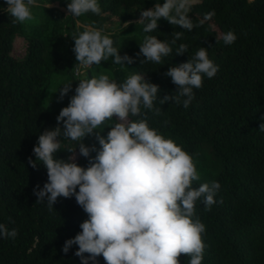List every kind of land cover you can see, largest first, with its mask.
<instances>
[{
	"label": "trees",
	"instance_id": "16d2710c",
	"mask_svg": "<svg viewBox=\"0 0 264 264\" xmlns=\"http://www.w3.org/2000/svg\"><path fill=\"white\" fill-rule=\"evenodd\" d=\"M56 1L36 0L33 7L41 8L36 11L43 17L52 12L50 24L43 19L47 30L55 32L60 24V29L69 32L71 52L66 56L50 43L27 36L24 55L15 58L13 41L22 36V24L12 23V17L0 11V224L18 231L15 240L0 237V264H81V258L75 255L77 245L67 254L62 248L82 231L80 224L88 219L87 214L74 196L58 197L53 208L37 201L33 190L37 185L43 188L48 181L47 170L40 161H36L38 167H31L28 160H35L33 148L39 135L57 126L53 98H48V90L56 84L54 79L60 77L52 93L56 99L67 83H72V90L63 101L68 105L75 95V77L80 72L76 74L77 68H72L77 60L71 35L84 31L85 25L103 27L104 34H111L119 54L135 61L124 67L114 64L110 57L92 68L100 66L117 82L133 73L144 74L146 81L159 86L158 101L177 91L165 75L169 67L186 63L199 47L208 50L219 71L212 79L204 77L202 87L193 90L195 99L187 109L182 103L159 105L157 101L160 115L154 110L142 112L151 128L193 155L201 177L194 187L214 180L221 185L215 199L222 198V204L217 202L211 210H205L199 201L196 205V215L206 228L202 264H264V131H260L264 124V0H198L190 18L199 24L206 13L215 10L211 20L187 31L161 18L158 29L151 33H145L144 26L135 20L140 11L152 9L156 3L162 6L164 0H98L100 15L89 12L79 18L68 12L70 0ZM50 3L58 6L47 8ZM6 8L0 0V9ZM59 18L67 20L60 22ZM126 22L129 27L124 29ZM77 23L81 26L76 30ZM230 30L237 39L226 45L221 37ZM173 32L183 35L162 63H141L146 58L139 46L145 35L170 42ZM180 44L187 45L188 52L177 56ZM92 68L84 70L86 78L93 76ZM68 144L74 147V143L64 141L56 158L67 159L72 148ZM96 148L99 151L98 145ZM95 155L91 154L93 158ZM76 162L85 168L89 164L80 155ZM189 259L182 254L179 262L188 264ZM89 264L106 261L99 256Z\"/></svg>",
	"mask_w": 264,
	"mask_h": 264
},
{
	"label": "clouds",
	"instance_id": "9594fccd",
	"mask_svg": "<svg viewBox=\"0 0 264 264\" xmlns=\"http://www.w3.org/2000/svg\"><path fill=\"white\" fill-rule=\"evenodd\" d=\"M4 3L8 7L0 11L11 16L12 23L36 19L32 12L36 0ZM197 3L198 0H164L162 6L156 3L154 8L140 11L137 24L144 26L145 33H151L163 18L171 25L192 31L215 16L212 10L199 24L194 23L190 12ZM51 6L50 3L46 7ZM67 10L75 18L89 12L101 14L98 0H70ZM127 27L126 22L123 28ZM104 31L103 27L85 25L84 31L73 32L76 67L100 65L110 57L114 64L124 67L135 62L127 54L121 56L111 34ZM182 35L183 32H173L170 42L145 35L139 48L146 59L141 63H162ZM221 38L226 45L237 39L233 30ZM187 52L185 44L176 49L177 56ZM218 71L219 66L209 58L208 50L199 47L186 63L169 67L165 75L177 91L159 101V86L146 81L144 74H130L123 82L103 73L79 81L68 106L56 117L57 126L39 135L33 148L35 160H28L31 167H38L36 161H40L47 170L48 181L43 188L37 185L33 190L37 201L47 202L53 208L58 197L74 196L88 216L80 224L82 231L65 242L63 253L77 245L75 255L81 258V264L94 262L99 256L106 264H180L182 254L190 257L188 264H202L206 247L202 236L206 228L196 215V205L199 201L205 210H211L217 202L222 204V198L215 199L221 185L214 180L194 187L201 177L193 155L151 128L142 109L160 115L157 101L159 105L169 101L182 103L187 109L195 99L193 90L202 87L204 77L212 79ZM71 90L72 83L65 84L59 90L57 102H62ZM114 116L119 118L118 122L112 119ZM109 122L110 131L105 138L98 129ZM260 131H264V124ZM90 136H95L99 151L95 145L83 143ZM64 141L74 143L66 160L56 158ZM77 149L89 161L86 168L76 162ZM17 235L16 229L9 231L0 224V237L15 240ZM85 253L89 254L87 258Z\"/></svg>",
	"mask_w": 264,
	"mask_h": 264
},
{
	"label": "rangeland",
	"instance_id": "374dc122",
	"mask_svg": "<svg viewBox=\"0 0 264 264\" xmlns=\"http://www.w3.org/2000/svg\"><path fill=\"white\" fill-rule=\"evenodd\" d=\"M63 0H57L56 2H60ZM51 7H57L58 4L57 3H53L51 4ZM8 7V6H7ZM40 10L41 8H32V12L34 14V16L36 17L35 20L32 21H26L22 24V36H17L15 37L14 41H13V50H12V55L15 58H21L24 55V51H25V38L27 36H35L39 39H41L44 42H48L52 45L53 48H56L60 53L63 54V56L68 55L71 52V45H70V37L68 35V33H66L67 31H65V29H60L59 28V22H57L58 27L55 29V32L52 31V28H48L44 26L45 25V21L43 23V19L47 18V21L49 22V24L51 23V17L50 15L52 14V12H47L46 15L47 17H43V15H41L40 13H38L36 10ZM62 11H64L63 8H60ZM66 14L67 12L64 11ZM49 16V17H48ZM140 18V17H139ZM136 19L135 21L139 20ZM41 20V21H40ZM60 22H64L65 20H67L66 18H59ZM43 23V24H42ZM81 25L79 23L76 24V30L77 27H80ZM78 32V31H77ZM78 64V62L74 63L72 66L73 69L77 68L78 71L80 72L79 76L75 77V82L76 85L78 86V83L81 79H85L86 78V74L84 72V70H86V68L88 69V66H78L76 67ZM84 67V68H82ZM92 68V66L90 67ZM92 74L93 76H98L99 74L103 73L104 71L101 69L100 66H94L92 69ZM55 80V86H53L52 88H50L49 91V96H52V108H53V118L55 121L56 117L59 115L60 111L62 110V108L67 107L68 105L62 101V102H57L58 99H56V97L53 95L56 92V88H57V83L60 80V77H57L54 79ZM53 93V94H52ZM75 94V93H73ZM50 97L49 100H50ZM72 97V96H71ZM116 119L119 121L118 117H113V119ZM110 123V122H109ZM106 123L105 125H102L98 131H100V135H102L103 137H107L108 132L110 131L109 128H107L110 124ZM83 143L88 146L91 143H94V145L96 144V146L98 145V149L100 150V145L98 143V141L95 139V136H90V137H86L83 141ZM69 147H72V144H68ZM90 146V145H89ZM98 151V150H97ZM77 159L79 157V153H76Z\"/></svg>",
	"mask_w": 264,
	"mask_h": 264
},
{
	"label": "built area",
	"instance_id": "2783aa9c",
	"mask_svg": "<svg viewBox=\"0 0 264 264\" xmlns=\"http://www.w3.org/2000/svg\"><path fill=\"white\" fill-rule=\"evenodd\" d=\"M78 72H79V71H78V69H77L75 73L77 74Z\"/></svg>",
	"mask_w": 264,
	"mask_h": 264
},
{
	"label": "water",
	"instance_id": "95a60500",
	"mask_svg": "<svg viewBox=\"0 0 264 264\" xmlns=\"http://www.w3.org/2000/svg\"><path fill=\"white\" fill-rule=\"evenodd\" d=\"M89 74V73H88Z\"/></svg>",
	"mask_w": 264,
	"mask_h": 264
}]
</instances>
